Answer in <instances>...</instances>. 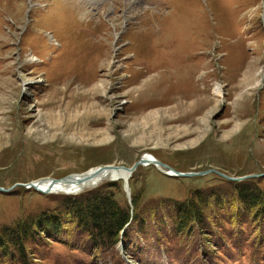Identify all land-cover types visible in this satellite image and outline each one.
Returning <instances> with one entry per match:
<instances>
[{"label": "rangeland", "instance_id": "1", "mask_svg": "<svg viewBox=\"0 0 264 264\" xmlns=\"http://www.w3.org/2000/svg\"><path fill=\"white\" fill-rule=\"evenodd\" d=\"M146 155L264 189V0H0V187L9 191L0 193V233L63 209V194L27 185L130 168ZM230 185L216 174L180 180L140 167L129 187L146 234L135 226L128 250L72 251L62 236L28 245L29 256L34 264H264V217L240 202L230 210L239 196ZM98 188L131 207L123 180ZM200 197L203 224L174 232L167 208ZM15 257L0 248V264H19Z\"/></svg>", "mask_w": 264, "mask_h": 264}, {"label": "trees", "instance_id": "2", "mask_svg": "<svg viewBox=\"0 0 264 264\" xmlns=\"http://www.w3.org/2000/svg\"><path fill=\"white\" fill-rule=\"evenodd\" d=\"M174 179L182 180V178ZM132 180L133 176L130 182ZM230 184L236 191H239V196L232 199L230 204L226 203L230 210H235V204L240 202L246 209H250L252 212L258 211L259 216L264 217L261 215L264 213V189L262 187L253 181L230 182ZM115 185L116 183L109 187ZM82 194L77 196L57 195V198L61 200L58 209L63 206V209L59 210L57 214L50 210L38 215H31L26 219H20L15 226L4 229L0 233V248L5 251V256L7 258L16 256L15 262H20L19 264H34L35 257L32 259L29 256L28 245L36 244L37 246L39 243L43 246L48 244V240L55 242L60 240L62 243V236L69 238L65 244L72 251L92 249L93 247L94 250L106 251L107 254L108 250L113 249L112 251H114L120 244H123L128 250L131 245L128 241L130 232L138 224H140V232L145 236L146 220L139 221L138 201L134 194H132L130 202L132 208L128 205L123 206L113 192H103L100 188ZM197 201V203L175 202L172 207L167 208L172 216L171 223L174 226L172 229L174 232L182 234L185 231H194L196 225L203 224V220L206 218L203 208L205 209L207 206L201 197ZM218 206L220 210H227L220 203ZM212 226L214 225L212 224ZM88 252L90 251L88 250Z\"/></svg>", "mask_w": 264, "mask_h": 264}, {"label": "water", "instance_id": "3", "mask_svg": "<svg viewBox=\"0 0 264 264\" xmlns=\"http://www.w3.org/2000/svg\"><path fill=\"white\" fill-rule=\"evenodd\" d=\"M147 166H154L158 167L159 169H164L161 172L168 177L171 178H195V177H205L210 174H216L221 178H224L230 182H242L243 180L247 178H232L226 174L220 173L219 171L216 170H210V171H203V172H191V173H183L179 172L168 165L164 164L163 162L159 160H147L145 157H143L140 161H138L133 167H114V166H105V167H100L97 168V170L90 171L87 173L83 174H76V175H71L63 179H50V182L48 184V188L46 190L40 189L39 185L36 183H31L27 185L26 187L28 189H34L37 192L41 194H63L66 196H77L82 193H84L87 190H92L98 187L102 182L107 181V173L112 172V171H125L128 175L123 177L124 181V186H125V191L128 195V198L130 202L132 201L131 199V190L129 187V181L133 174L138 170L140 167H147ZM169 171V172H166ZM107 174V175H106ZM261 177H264V174L260 175ZM256 176V177H260ZM119 178L111 177L110 179L113 181H117ZM58 188L60 192H55L54 189ZM0 193H9L8 190L0 187ZM122 248L121 251L125 249L123 244H121ZM122 251V252H123Z\"/></svg>", "mask_w": 264, "mask_h": 264}, {"label": "bare ground", "instance_id": "4", "mask_svg": "<svg viewBox=\"0 0 264 264\" xmlns=\"http://www.w3.org/2000/svg\"><path fill=\"white\" fill-rule=\"evenodd\" d=\"M217 91H216V94L218 95V96H222V92H221V90L218 88V89H216ZM147 160H158V159H156V157H154V156H152V155H146V156H144ZM147 167H149V166H147ZM145 168V167H144ZM155 168H157L158 169V171H164V169H159L158 167H155ZM139 169V168H138ZM94 170H97L96 168L95 169H92L91 171H94ZM90 172V171H89ZM166 172H169V171H166ZM87 173V172H86ZM162 173V172H161ZM108 174V175H107ZM106 175H107V177H106V179L107 180H109L111 177H115V178H118V177H121V178H119L118 180H123L122 178L123 177H125V176H127L128 174L125 172V171H121V170H119V171H112V172H108ZM163 174V173H162ZM49 182H50V179H46V180H42V181H39L37 184H40L39 186V188L40 189H42V190H46L47 188H48V184H49ZM54 191L55 192H60V190L56 187L55 189H54Z\"/></svg>", "mask_w": 264, "mask_h": 264}]
</instances>
